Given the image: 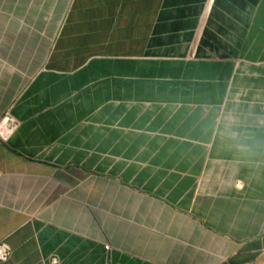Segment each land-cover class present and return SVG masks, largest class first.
<instances>
[{
  "label": "crops",
  "instance_id": "1",
  "mask_svg": "<svg viewBox=\"0 0 264 264\" xmlns=\"http://www.w3.org/2000/svg\"><path fill=\"white\" fill-rule=\"evenodd\" d=\"M0 242L264 264V0H0Z\"/></svg>",
  "mask_w": 264,
  "mask_h": 264
},
{
  "label": "clouds",
  "instance_id": "2",
  "mask_svg": "<svg viewBox=\"0 0 264 264\" xmlns=\"http://www.w3.org/2000/svg\"><path fill=\"white\" fill-rule=\"evenodd\" d=\"M228 137L235 141V146L238 148L245 147L244 141L252 140L253 143L251 145H247L248 150L251 152L256 148H259L262 146V142L255 139V137L252 134L249 133H242L240 131H237L238 124L235 120H230V123L228 124Z\"/></svg>",
  "mask_w": 264,
  "mask_h": 264
},
{
  "label": "built area",
  "instance_id": "3",
  "mask_svg": "<svg viewBox=\"0 0 264 264\" xmlns=\"http://www.w3.org/2000/svg\"><path fill=\"white\" fill-rule=\"evenodd\" d=\"M10 255L11 248L5 242H0V261L7 260Z\"/></svg>",
  "mask_w": 264,
  "mask_h": 264
}]
</instances>
